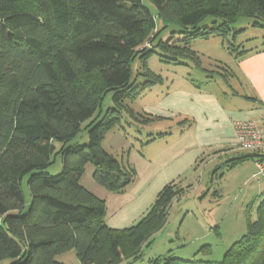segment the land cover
Listing matches in <instances>:
<instances>
[{"label": "trees", "instance_id": "1", "mask_svg": "<svg viewBox=\"0 0 264 264\" xmlns=\"http://www.w3.org/2000/svg\"><path fill=\"white\" fill-rule=\"evenodd\" d=\"M150 1L156 13L142 0H0V262L59 264L58 254L75 250L81 264L134 263L165 224L167 208L182 190L176 184L163 187L134 224L110 228L104 200L79 182L85 165L93 166L96 183L122 192L134 171L107 153L102 141L123 113L148 119L127 104L161 82L146 60L157 54L165 63L198 65L192 42L213 36L229 52L238 51L241 44L233 41L240 30L232 25L246 17L264 28V0ZM208 17L211 23L202 24ZM158 20L163 28L176 23L180 30L171 35L179 36L154 46ZM136 59L141 71L133 75ZM107 94L111 105L102 111ZM83 123L88 141L71 144ZM53 154L61 156L54 175L46 172ZM256 156L243 154L226 166ZM25 175L31 198L24 212ZM199 251H209V245ZM149 264H264V195L245 234L219 262L168 253Z\"/></svg>", "mask_w": 264, "mask_h": 264}, {"label": "crops", "instance_id": "2", "mask_svg": "<svg viewBox=\"0 0 264 264\" xmlns=\"http://www.w3.org/2000/svg\"><path fill=\"white\" fill-rule=\"evenodd\" d=\"M210 38H219L225 48L222 38L217 36L199 40ZM192 50L198 59L200 57V63L196 65L190 60H184L176 66L200 70L205 73L203 78L197 81L176 69L167 70L165 77L158 74L161 77L160 83L144 90L130 105V101L127 102L134 114L149 119L141 122L123 113L128 116L129 125H135L146 132V138L140 140L138 147L127 144L125 128H119L121 122L103 138L104 150L111 154L108 149L114 147L119 153L117 159L128 163L134 171L125 189L122 192L105 189L94 181L93 166L89 163L85 165L79 182L86 190L104 200L105 223L110 228L122 229L134 224L147 212L163 187L171 183L179 187V177L185 171L199 166V160H204V157L233 155L223 161L222 164L226 166L228 160L250 153L236 148L234 123L256 119L264 108V45L247 49L241 45L233 53L226 49L229 55L226 60L206 55L209 59L214 57L210 68L202 66L203 54L200 55L199 49ZM217 78L224 81L231 78L241 89L234 92V98L228 97L223 91L226 95L223 101L215 91L203 87V84ZM114 128H118L117 133H111ZM248 161L254 163L250 158L237 166ZM61 255L56 256L59 263H62Z\"/></svg>", "mask_w": 264, "mask_h": 264}, {"label": "rangeland", "instance_id": "3", "mask_svg": "<svg viewBox=\"0 0 264 264\" xmlns=\"http://www.w3.org/2000/svg\"><path fill=\"white\" fill-rule=\"evenodd\" d=\"M142 1L152 13H156V8L150 0ZM211 21L212 18L208 17L202 24H210ZM252 22L253 20L250 18L241 17L232 25L233 29L240 30L233 42L241 44L245 49L264 45V28L253 27ZM159 23V27H161L162 24L160 21ZM178 30L180 28L176 23L166 28L161 27L153 45L155 46L159 39H167L170 36H174L176 39L179 35L171 34ZM227 39L232 41L230 35ZM191 46L192 49L198 48L201 52L200 55L203 54L201 60L202 66L205 68H210L214 57L220 60L229 58L219 38L197 39L192 42ZM206 55L214 57L209 59ZM137 59L132 64L133 75L141 71L140 62ZM187 64L190 65L189 62ZM147 67L162 77L167 76L168 72L166 71L171 69H176L197 81L205 75L202 71L189 66L168 65L160 61L157 54L150 56ZM137 80L142 81L143 79L141 76H137ZM203 87L215 91L223 101L226 98L223 91L227 93L228 97L234 98V92L241 89L231 78H227L226 81L217 78L203 84ZM244 89L242 90L244 91ZM130 103L131 101L129 105ZM109 105H111L110 94H107L104 98L102 111ZM127 119L128 116L123 114L119 128H125L127 144H134L138 147L140 140L146 138V132L135 125H129ZM85 123L82 124L78 134L70 142L71 144L75 142L84 144L88 141ZM117 129L114 128L111 133H117ZM56 145H59L58 142ZM104 145L106 148V144ZM108 151L115 158H118L119 153L115 151L114 147ZM231 156L233 155L228 154L221 158H216L213 155L210 158L204 157V160H199V166L185 171L178 181L182 190L169 204L165 224L152 235L148 245L142 246L141 258L134 263L122 260L118 264H149L150 259L168 253L173 257L185 260L219 262L224 251L245 234L247 219L256 217V207L264 195V176H255L256 166L254 163L248 161L234 168L223 165V161ZM52 157L54 161L46 172L54 175L61 169V156L60 154H53ZM27 178L28 175H25L21 181L25 197L24 212L31 198ZM205 245H209V251H199ZM60 259L62 263L59 264H81L75 250L62 253ZM9 262L10 259L5 258L0 264H9Z\"/></svg>", "mask_w": 264, "mask_h": 264}, {"label": "built area", "instance_id": "4", "mask_svg": "<svg viewBox=\"0 0 264 264\" xmlns=\"http://www.w3.org/2000/svg\"><path fill=\"white\" fill-rule=\"evenodd\" d=\"M236 148L256 154L255 176H264V108L256 119L238 120L234 123Z\"/></svg>", "mask_w": 264, "mask_h": 264}]
</instances>
